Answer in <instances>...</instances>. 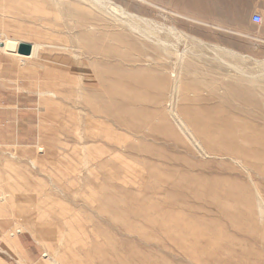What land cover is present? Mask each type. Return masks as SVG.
<instances>
[{
  "label": "rangeland",
  "instance_id": "374dc122",
  "mask_svg": "<svg viewBox=\"0 0 264 264\" xmlns=\"http://www.w3.org/2000/svg\"><path fill=\"white\" fill-rule=\"evenodd\" d=\"M31 1L0 0V47L6 37L37 45L35 55L29 56L4 52L0 48V195L4 196L0 200V234H14L12 237H15L21 232L19 236L28 246L25 248L34 254L31 257L35 262L33 264H101V257L107 263L121 264L129 258L123 251V241H129L134 248L148 254L150 264H189L191 259L188 256L180 258L179 251L158 230L173 228L177 223L184 227L183 224L196 218L198 211L192 214L165 203H150V208L138 205L142 203L141 199L147 197L150 200L151 197L172 199L169 192L171 183L165 177L163 160L136 151L140 144L144 143L143 147L150 144L158 155L164 149L163 140L151 133L150 138L147 128L141 133H134L122 124L117 127L107 124L98 128V118L82 108L80 103L84 86L90 82L88 75H82L79 70L81 62L86 61L85 56L79 55L77 49L69 52L50 46L52 35H64L51 33L31 21L35 12L30 7ZM202 1L119 0V4L125 12L148 16L154 33L163 34V51L174 53L186 50L182 53L185 54L183 62L191 60L195 51L199 55L205 53L208 58L215 57V53L243 57L242 64H232L255 75H263L264 0ZM71 4L82 5L75 1ZM43 9L40 11L59 12V8L49 10L44 6ZM255 13L261 16V22H252L251 17ZM136 43L143 45L141 40ZM153 46L157 45L150 42V49L143 46V49L151 50V56L143 58L137 66L155 67L156 62L162 60L155 59L157 54ZM73 53L79 58L75 59ZM136 56L132 54L129 59L123 60L124 63L121 62V66L127 67L126 61L133 63L139 60ZM171 67L177 69L173 64ZM166 76L169 83L165 81L164 91L150 89V94L141 98L146 104L150 103V109L155 114L150 122L155 124L161 123L157 113L169 110L174 101L170 95L174 91L173 84H176L175 76L169 72ZM153 82L159 86L162 83L158 78ZM261 87L264 88V84ZM198 93L202 97L207 95L206 90ZM194 95L186 93L188 98H194ZM167 100L169 104L165 103ZM143 134L147 136L143 137ZM199 158L212 164L218 161L211 156ZM144 160L154 166L146 167ZM230 164L239 167L233 162ZM106 194L115 196L116 204L118 195H122V201L118 203V222L121 225L115 241L118 242L116 256L108 252L109 247L107 254L103 252L106 247L98 235L100 230L111 231L109 222L98 221L99 210L103 208L100 198ZM133 198L135 203H132V208L138 206L132 214L126 206L129 207ZM109 203L104 202V206ZM181 212L186 218L176 216ZM204 219L212 226L207 223L191 224L192 228L197 226L195 229L199 235L202 233L201 241L210 239L215 242L219 237H226L230 243L239 241L240 245H231L232 250L208 248L209 253L200 247L191 248L201 264L264 263V240L260 239L258 243L253 239L261 235L257 228L253 230L251 241L222 218L204 216ZM123 222L127 225L122 226ZM261 227L259 223L258 228ZM167 236L179 243L192 241L189 239L191 236L184 238L176 232ZM12 237H0V248L4 250L0 256L8 264H22L20 260L29 256L30 252L26 255L20 253ZM61 238V242L56 240ZM50 256L56 262L50 260Z\"/></svg>",
  "mask_w": 264,
  "mask_h": 264
},
{
  "label": "bare ground",
  "instance_id": "6f19581e",
  "mask_svg": "<svg viewBox=\"0 0 264 264\" xmlns=\"http://www.w3.org/2000/svg\"><path fill=\"white\" fill-rule=\"evenodd\" d=\"M72 1L81 3V7L72 5ZM40 4L49 10L59 8V12H44L45 8ZM30 7L35 11L31 16L34 24L49 29L51 33L64 35L51 36L50 46L53 49L69 52L71 49H77L79 55L85 56L86 61L81 62L79 70L82 75H88L90 82L84 86L80 103L82 108L98 118V128L107 124H113L115 127L122 124L134 133H141L147 128L150 138L154 134L163 140L164 149L157 152L158 155L150 148V144L143 147L142 143L137 146L136 151L163 160L165 177L171 183L169 192L172 199L151 197L150 200V197H147L141 199L142 203L138 205L150 208V203H165L192 214L193 211H198L196 218H191L192 221L183 224L184 227L177 223L173 228L158 230V233L165 235L163 237L179 251L180 258L188 256L191 259L189 264H201L200 258L191 248L200 247L208 252V248L232 250L231 245H240L239 241L230 243L226 237H217L215 242L210 239L201 241L202 233L199 235L195 229L197 226L192 228L191 224L207 223L212 226V223L204 221V216L224 219L251 241L253 230L257 228L261 235L253 239L258 243L260 239L264 240V88L261 87V84H264V74L255 75L245 68L237 67L235 64L244 62L243 57L229 58L217 53L214 54L215 57L208 58L205 53L199 55L197 51H192L193 62H183L185 54L182 53L186 50H175L176 52L171 53L164 49V52L161 49V43L165 42L163 34L154 33L148 16L125 12L119 0H33ZM42 9L44 11H40ZM188 37L191 38V35L188 34ZM182 39L184 40V37ZM138 40H141L143 45L138 46ZM150 42L157 45L153 46V51L157 54L155 59L162 60L157 61L155 67H139L137 63L140 64L143 58L151 56V50L143 49L145 45L150 49ZM1 43L3 45L0 48L4 52L15 54L20 41L6 37ZM168 46L169 44L167 48ZM36 50L37 45L32 44L31 54L35 55ZM132 54L137 55L139 60L133 63L126 61L127 67L121 66V62L129 59ZM79 55L73 53L75 59L79 58ZM161 55L164 58L160 57ZM60 63L63 64L62 61ZM171 64L177 69L173 70ZM166 72L175 76L174 91L169 94L174 101L169 110L157 113L161 123L155 124L150 122V118L155 116L150 109V103L146 104L141 98L148 96L150 89L165 90L166 82L169 83ZM155 78L162 81L160 86L154 84ZM201 90H206L207 95L199 96L198 92ZM187 92H192L195 97L188 98ZM165 103H168V100ZM146 136L143 134V137ZM202 156H211L218 161L212 164L211 161L199 158ZM143 162L146 167L154 166L152 163L151 166L148 165V161ZM230 162L239 167H233ZM113 186L116 190L117 187L114 184ZM121 196L118 195V203L122 201ZM3 197L0 195V200ZM133 200L134 198L129 207L126 206V210L132 214L135 213V206H138L132 208V203H135ZM106 201L110 203L104 206ZM115 201V196L108 194L100 198L103 208L99 210L101 212L98 217L101 223L110 224V232L100 230L98 235L106 247L103 252L107 254L109 247L108 252L113 256H116L118 251V242L115 241L121 225L118 222L120 205L114 203ZM183 214L177 213L176 216L184 219L186 216ZM258 222L262 225L260 229ZM126 225L127 223L123 222L122 226ZM124 230L129 233L127 229ZM175 232L184 238L191 236L189 239L192 241L184 244L167 236ZM56 240L61 242L62 238ZM122 243L123 251L125 250L129 258L121 264H150L148 254L134 248L129 241ZM104 259L101 257V264L113 263H107ZM50 260L56 262L51 256Z\"/></svg>",
  "mask_w": 264,
  "mask_h": 264
},
{
  "label": "crops",
  "instance_id": "0c3cea01",
  "mask_svg": "<svg viewBox=\"0 0 264 264\" xmlns=\"http://www.w3.org/2000/svg\"><path fill=\"white\" fill-rule=\"evenodd\" d=\"M21 233V232H20ZM20 233H18V234H16V236L15 237H12V236H10L9 234V236L7 235V234H0V237L1 238H3V239H8V237H12V242H13V244L15 245V246H17V249H18V251L20 252V253H22L23 255H26V254H28V252H30V250H27L25 247L27 246V244L24 242V238H20V236H19V234ZM6 237V238H5ZM14 238V239H13ZM3 239H2V241H3ZM28 247V246H27ZM0 252H4V250L3 249H1L0 248ZM32 252V251H31ZM31 252L29 253V256L28 255H26L27 257H24L23 258V260H20L21 262H22V264H33V262H34V259H32L31 257L32 256H34V254H31ZM10 257V256H9ZM35 263V262H34ZM0 264H8L7 263V261L4 259V258H2L1 256H0ZM37 264V263H36Z\"/></svg>",
  "mask_w": 264,
  "mask_h": 264
},
{
  "label": "water",
  "instance_id": "95a60500",
  "mask_svg": "<svg viewBox=\"0 0 264 264\" xmlns=\"http://www.w3.org/2000/svg\"><path fill=\"white\" fill-rule=\"evenodd\" d=\"M17 53L23 56H29L32 53V45L29 43L20 42L17 47Z\"/></svg>",
  "mask_w": 264,
  "mask_h": 264
},
{
  "label": "built area",
  "instance_id": "2783aa9c",
  "mask_svg": "<svg viewBox=\"0 0 264 264\" xmlns=\"http://www.w3.org/2000/svg\"><path fill=\"white\" fill-rule=\"evenodd\" d=\"M251 19L253 23H259L262 20L261 16L256 13L252 15Z\"/></svg>",
  "mask_w": 264,
  "mask_h": 264
}]
</instances>
